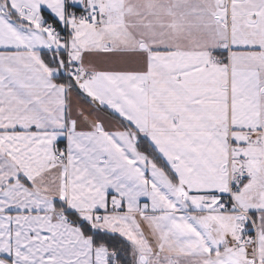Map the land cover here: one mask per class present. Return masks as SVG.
<instances>
[{"label": "snow or ice", "instance_id": "1", "mask_svg": "<svg viewBox=\"0 0 264 264\" xmlns=\"http://www.w3.org/2000/svg\"><path fill=\"white\" fill-rule=\"evenodd\" d=\"M0 264H264V0H0Z\"/></svg>", "mask_w": 264, "mask_h": 264}]
</instances>
